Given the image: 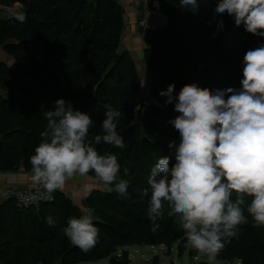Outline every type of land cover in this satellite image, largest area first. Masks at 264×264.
Wrapping results in <instances>:
<instances>
[{"label":"trees","instance_id":"trees-1","mask_svg":"<svg viewBox=\"0 0 264 264\" xmlns=\"http://www.w3.org/2000/svg\"><path fill=\"white\" fill-rule=\"evenodd\" d=\"M160 1L168 26L145 34L142 57L156 101L145 106L135 59L122 50L126 24L117 0H0L7 7L21 6L12 18L0 19V48L17 63L15 69L0 63V172L31 173L29 158L46 126L44 113L64 98L92 116L95 126L90 134L102 131L105 105L121 112L118 131L126 147L104 143L96 147L101 154L117 155L121 176L130 182L127 197L94 190L83 199L82 204L95 210L99 228L98 242L87 253L64 235L68 218L80 215L68 194L57 190L52 201L29 209L18 208L14 200L0 201V264H100L105 260L129 264L128 247L173 250L175 245L180 257L188 254L207 261L186 246L184 231L169 215L167 204L158 232L151 231L147 217L149 197L144 189L150 168L159 155L172 156L169 141L179 142L178 131L168 123L178 113L172 104L165 105L166 97L159 92L170 83L175 84V92L192 82L209 91L239 87L244 54L264 43V38L224 17L217 48V21L208 24L215 0H200L198 9H185L179 0ZM17 13L25 14L26 21L16 20ZM140 105L136 118L134 110ZM89 176L94 179V173ZM242 207L248 216L247 203ZM49 215L55 220L51 227L45 222ZM248 220L217 261L264 264V226H254L251 216ZM120 253L125 263L117 258Z\"/></svg>","mask_w":264,"mask_h":264},{"label":"clouds","instance_id":"clouds-1","mask_svg":"<svg viewBox=\"0 0 264 264\" xmlns=\"http://www.w3.org/2000/svg\"><path fill=\"white\" fill-rule=\"evenodd\" d=\"M179 2L185 9H198L200 4V0ZM224 17L264 38V0H215L208 24L217 21V36L224 31ZM15 18L26 21L23 13ZM241 64L239 87L209 91L192 82L175 92V84L170 83L159 92L166 97L165 105L172 104L178 113L168 123L178 131L179 142L169 141L172 156L159 155L150 168L144 192L149 197L151 231L160 230L158 222L167 204L169 215L184 231L186 246L205 256L209 264L238 238L240 227L249 223L248 216L254 226H264V43L247 50ZM105 109L99 134H90L95 126L92 116L64 98L44 113L46 126L29 161L33 183L46 191L49 200L70 179L90 173L97 187L128 196L130 182L121 176L117 155L101 154L96 147L101 143L126 147L118 131L121 112L111 105ZM138 110L139 106L134 111ZM123 172L127 175L128 169ZM246 203L248 216L242 207ZM79 208L80 215L68 218L63 231L73 246L87 253L98 242L99 228L95 210L82 203ZM45 222L55 225L51 215Z\"/></svg>","mask_w":264,"mask_h":264},{"label":"crops","instance_id":"crops-1","mask_svg":"<svg viewBox=\"0 0 264 264\" xmlns=\"http://www.w3.org/2000/svg\"><path fill=\"white\" fill-rule=\"evenodd\" d=\"M117 1L124 9V18L126 24V28L123 32L122 50L125 49L126 51L130 52L132 56L138 59L139 58L143 59L142 57L143 52L146 48L145 39L142 36L143 22L146 21L147 23V27H144L145 33L147 31L156 30L157 29L156 27L168 23V19L166 18L165 15L162 14L161 1L160 0H117ZM20 8L21 6L19 4H16L13 7H7L6 5L0 4V19L7 20L12 18L14 16V13L17 12ZM0 63L6 64L10 69H15L17 67V63L14 60V58L9 56L4 51L3 48H0ZM138 66L139 68L144 67L145 64L143 62H140ZM90 179L92 180V177L88 175L86 179L81 177L75 180L74 181L75 184L72 185L70 190L69 189L66 190V194H68V192H70L71 190L74 192H77L78 190H82L83 192L85 191L88 193L96 190L95 188H91L94 185L92 182L90 183L88 182ZM0 185L19 187V188H26V187L32 188L36 184H34L31 179V173L25 171L24 169H20L18 171L9 172V173L0 172ZM86 188L90 189V192L86 191L85 190ZM0 201L3 200L0 198Z\"/></svg>","mask_w":264,"mask_h":264},{"label":"rangeland","instance_id":"rangeland-1","mask_svg":"<svg viewBox=\"0 0 264 264\" xmlns=\"http://www.w3.org/2000/svg\"><path fill=\"white\" fill-rule=\"evenodd\" d=\"M167 26H168V23L162 24L161 26L156 27V28L157 29L158 28H165ZM146 27H147V25H146ZM149 28H151V27H149ZM144 30L145 29L143 26V30H142L143 35L142 36L145 39L146 33L144 32ZM123 50H125V49H123ZM132 57L135 59V62L137 64V67L139 69V72H140V75H141V78L143 81V88H144V93H145V106H147L149 103H156V101H154L152 96H151V94H152L151 93V81H150V75L148 74L146 65L144 67H140V68L138 66L140 64V62L144 63L143 59H140V58L138 59L134 56H132ZM138 62H139V64H138ZM139 108L141 110V108H142L141 105L139 106ZM136 109H137V107H136ZM140 110L135 111L136 118L139 116ZM79 178H81V177L76 176V177L70 179L66 183L65 188L63 190H58V191H62V192L64 191V193H66V190L67 189L70 190L72 185L75 184L74 181L79 179ZM83 178L86 179L87 176L83 177ZM88 182L93 183L94 186L91 188H95L96 190H103L102 188L96 186L97 182L95 179L92 178V180L90 179ZM35 186H37V185H35ZM26 188L29 189L28 187H26ZM90 193L85 192V191L83 192L82 190H78L77 192H74L71 190L70 192H68V194L73 198V200H75V204H77L78 206L82 203V201H83L82 198L85 196L88 197ZM126 250H128V252H129V256H128L129 261H127L126 263H129V264H174V262L176 264H209L208 261H205L202 259L190 258L188 254H185L184 256L180 257L178 254V245H175L173 250L169 249V248H165V247L151 248V247H138V246L128 247ZM121 252L123 253L124 251H121ZM120 255L118 254L117 258H119V260L122 261V263H125L126 260H124L122 255H121V257H119ZM109 262H110V260H105V261L101 262L100 264H109ZM212 264H238V263L237 262L227 263L224 261H217L216 260V261L212 262Z\"/></svg>","mask_w":264,"mask_h":264},{"label":"built area","instance_id":"built-area-1","mask_svg":"<svg viewBox=\"0 0 264 264\" xmlns=\"http://www.w3.org/2000/svg\"><path fill=\"white\" fill-rule=\"evenodd\" d=\"M146 25V21L143 22V26L146 27ZM0 198L2 200H14L20 209H29L52 201L48 199L46 191L38 185L29 189L0 185ZM120 254L122 255V253ZM174 264L176 263L174 262Z\"/></svg>","mask_w":264,"mask_h":264},{"label":"water","instance_id":"water-1","mask_svg":"<svg viewBox=\"0 0 264 264\" xmlns=\"http://www.w3.org/2000/svg\"><path fill=\"white\" fill-rule=\"evenodd\" d=\"M220 38H221V37L218 35V36H217V42H216V47H217V48H219Z\"/></svg>","mask_w":264,"mask_h":264}]
</instances>
